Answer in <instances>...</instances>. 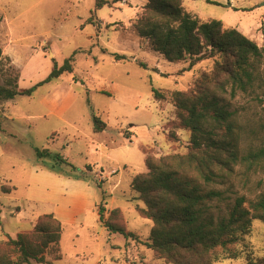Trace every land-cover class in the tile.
Segmentation results:
<instances>
[{
  "label": "rangeland",
  "instance_id": "obj_1",
  "mask_svg": "<svg viewBox=\"0 0 264 264\" xmlns=\"http://www.w3.org/2000/svg\"><path fill=\"white\" fill-rule=\"evenodd\" d=\"M107 1L96 9V0H0L2 63L20 72L19 88L34 86L55 63L74 58L73 72L39 85L31 95L0 100V240L29 232L41 214L54 213L62 222V258L48 252L46 264H167L146 244L153 222L140 214L137 207L144 202L131 182L147 171L148 154L185 153L191 132L177 129L178 140H168L175 106L169 96L156 99L153 88L187 90L214 64L204 59L179 74L186 62L167 61L134 31L146 0ZM182 5L264 47V0H183ZM115 54L126 58L116 60ZM219 95L245 131L243 145L264 146V96L232 94L230 86ZM93 115L106 123L104 130H94ZM220 132L227 134L228 127ZM44 149L51 155L40 157L37 150ZM242 171L219 186L226 196L221 206L237 196L264 194V169L247 176ZM101 206L105 219H114L112 210L119 208V222L137 237L110 232L100 220ZM228 247L219 248L212 264H264V222L254 220L244 238Z\"/></svg>",
  "mask_w": 264,
  "mask_h": 264
},
{
  "label": "trees",
  "instance_id": "obj_2",
  "mask_svg": "<svg viewBox=\"0 0 264 264\" xmlns=\"http://www.w3.org/2000/svg\"><path fill=\"white\" fill-rule=\"evenodd\" d=\"M107 3L96 0L95 8ZM182 4L183 0H146L133 24L134 31L148 39L151 49L167 61L186 62L179 74L204 59H213V68L198 76L187 90L166 93L153 88L156 99L169 96L175 106L176 117L166 128L168 140H178L177 129H188L191 138L185 153L148 154L147 171L136 174L131 186L144 202L142 207L137 205L140 214L153 222L146 243L149 248L167 264H212L219 248L229 249L243 239L254 220L264 222V194L252 199L237 196L223 207L220 203L225 201V190L219 188L236 176L238 169L243 168L242 176L264 169V146L243 145L245 131L239 129L234 113L219 95L230 86L232 94L240 90L264 96V47L237 28L225 27L222 20L191 15ZM124 58L125 54H115L116 60ZM73 59H65L60 66L55 63L46 79L21 89L20 72L12 64L3 65L0 47V100L31 95L39 85L73 72ZM139 65L148 68L143 61ZM93 122L95 131L106 128L98 115H93ZM223 125L228 127L227 134L220 132ZM37 153L40 157L51 155L47 149ZM55 158L64 159L59 155ZM98 213L110 232L127 239L137 237L119 222V208L112 210L114 219L104 218L102 206ZM61 232L62 222L54 213L41 214L31 231L0 240V264H46L48 252L62 258Z\"/></svg>",
  "mask_w": 264,
  "mask_h": 264
},
{
  "label": "crops",
  "instance_id": "obj_3",
  "mask_svg": "<svg viewBox=\"0 0 264 264\" xmlns=\"http://www.w3.org/2000/svg\"><path fill=\"white\" fill-rule=\"evenodd\" d=\"M92 207H93V206H92ZM58 215H60V213H59Z\"/></svg>",
  "mask_w": 264,
  "mask_h": 264
}]
</instances>
